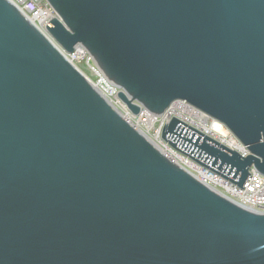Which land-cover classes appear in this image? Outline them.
Listing matches in <instances>:
<instances>
[{"label": "water", "instance_id": "water-1", "mask_svg": "<svg viewBox=\"0 0 264 264\" xmlns=\"http://www.w3.org/2000/svg\"><path fill=\"white\" fill-rule=\"evenodd\" d=\"M0 0V264H264V214L173 165L56 47L87 51L132 115L182 101L246 157L172 117L161 140L243 189L264 176V0ZM136 104H135V103Z\"/></svg>", "mask_w": 264, "mask_h": 264}, {"label": "built area", "instance_id": "built-area-1", "mask_svg": "<svg viewBox=\"0 0 264 264\" xmlns=\"http://www.w3.org/2000/svg\"><path fill=\"white\" fill-rule=\"evenodd\" d=\"M10 2L28 20L32 21L40 33L48 37L45 24L52 17L56 18V15L45 0H10ZM67 55L72 59L78 69L79 67L77 65L84 62L85 70L89 69L98 76V81L95 84L103 89L105 96L110 100H108V103L113 108L116 107V110L122 111V118L132 128L139 127L140 132H143L149 138L148 140L150 142L152 141L151 144L173 165L184 170L197 182L236 205L254 213L264 214V176L257 173L253 168L249 169L250 176L243 185V189H241L216 173L194 162L186 155L172 149L161 140V132L164 124L168 123L174 117L225 148L238 153L242 157H246L248 155L246 147L231 133H222L218 128V121L182 101L174 102L160 117L151 114L143 108H140V112L137 115H132L117 97L120 90L113 86L101 74L85 49L77 46L72 53H67Z\"/></svg>", "mask_w": 264, "mask_h": 264}, {"label": "bare ground", "instance_id": "bare-ground-1", "mask_svg": "<svg viewBox=\"0 0 264 264\" xmlns=\"http://www.w3.org/2000/svg\"><path fill=\"white\" fill-rule=\"evenodd\" d=\"M7 1H10V0H7ZM32 25V21L28 20ZM34 26V25H33ZM35 27V26H34ZM59 47H56L57 51H59L60 55L67 61V63L69 65H72L76 70H78L82 75L83 77L85 78L86 82L89 83V85L92 87V89L103 99L106 101V103H108L110 100L107 98V96H105L104 94V91L101 87L97 86L95 83H93L85 74H83L76 66L75 64L73 63L72 59L70 57H68L67 53L61 51L60 49H58ZM109 100V101H108ZM115 111L119 114V116L122 118V111L120 110H116V107H114ZM139 127L137 128H134V130L136 132H138L140 135H142L147 141L150 142V140H148L149 138L143 133V132H140V130L138 129ZM218 128L220 129V131H222V133H230L228 131V129L223 125L221 124L220 122H218ZM152 142V141H151ZM150 142V143H151ZM154 146V145H153ZM155 147V146H154ZM156 148V147H155ZM157 149V148H156ZM158 151V150H157ZM159 152V151H158ZM161 154V152H159ZM162 155V154H161Z\"/></svg>", "mask_w": 264, "mask_h": 264}, {"label": "rangeland", "instance_id": "rangeland-1", "mask_svg": "<svg viewBox=\"0 0 264 264\" xmlns=\"http://www.w3.org/2000/svg\"><path fill=\"white\" fill-rule=\"evenodd\" d=\"M84 62L79 63V65H77L79 67V69L94 83H96L98 81V76L95 73H92L89 69L85 70L84 67Z\"/></svg>", "mask_w": 264, "mask_h": 264}]
</instances>
